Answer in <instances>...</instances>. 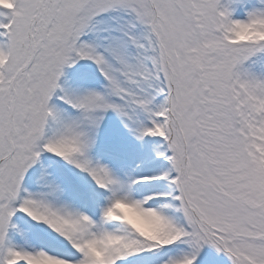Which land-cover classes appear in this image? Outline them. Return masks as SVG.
<instances>
[{
	"label": "snow or ice",
	"instance_id": "obj_1",
	"mask_svg": "<svg viewBox=\"0 0 264 264\" xmlns=\"http://www.w3.org/2000/svg\"><path fill=\"white\" fill-rule=\"evenodd\" d=\"M0 264H264V0H0Z\"/></svg>",
	"mask_w": 264,
	"mask_h": 264
}]
</instances>
